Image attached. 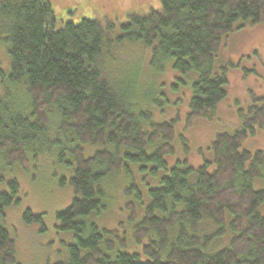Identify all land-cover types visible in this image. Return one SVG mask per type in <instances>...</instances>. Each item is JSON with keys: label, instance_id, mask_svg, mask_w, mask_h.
I'll return each mask as SVG.
<instances>
[{"label": "trees", "instance_id": "obj_1", "mask_svg": "<svg viewBox=\"0 0 264 264\" xmlns=\"http://www.w3.org/2000/svg\"><path fill=\"white\" fill-rule=\"evenodd\" d=\"M160 4L146 15L129 14L114 38L92 19L57 26L49 0H0V52L7 58V66L0 62V264H20L6 228V209L19 203L20 188L15 177L4 179L5 172L17 166L28 176L53 152L52 174L54 163L73 167V198L56 213L72 241L64 260L42 264H264V182L253 186L264 181V150L240 149L247 136L264 128V92L238 109L234 131L214 136L209 161L193 168L176 160L167 168L163 156L173 157V144L186 141L177 117L153 121L149 106L122 93L102 62L121 39L151 47L154 64L170 61L179 72L195 74L186 123L210 117L227 83V69L213 72L212 58L226 33L264 24V0ZM157 84L148 101L159 105ZM129 163L153 175L158 168L167 171L148 189L150 204L132 226L137 242L148 239L141 247L144 260L117 250L116 241L125 247L123 237L90 218L105 208L101 182L120 171L129 174ZM129 218L135 219L134 212ZM23 219L40 217L25 210ZM204 220L212 230L203 229ZM225 234L228 244L210 250Z\"/></svg>", "mask_w": 264, "mask_h": 264}, {"label": "rangeland", "instance_id": "obj_2", "mask_svg": "<svg viewBox=\"0 0 264 264\" xmlns=\"http://www.w3.org/2000/svg\"><path fill=\"white\" fill-rule=\"evenodd\" d=\"M56 18V25L66 22L78 23L81 19H92L99 25L108 27L109 35L121 34V25L129 14L146 15L151 9L159 10L160 0H49ZM124 41V42H121ZM108 54H104L105 70L114 72L109 76L117 88L124 94L132 95L133 101L140 106H149L153 121L169 120L177 117L176 127L182 131L185 143L173 144L174 154L163 156L167 168L176 160L186 161L187 166L198 167L204 160H210L209 144L217 133L232 132L239 125L238 109H246L253 97L264 92V24H244L222 37V43L212 58L211 68L219 73L226 68V95L215 106L210 117L199 116L186 123L188 103L192 95V81L195 74L181 73L172 67L170 61L156 65L152 60L151 47H142L135 41L120 40ZM0 62L7 66L5 54L0 52ZM137 62V63H136ZM109 69V70H108ZM106 76H108L106 74ZM157 82L161 83V103L148 101V95H154ZM160 86L159 84H157ZM184 145V146H183ZM85 146L84 149H90ZM241 150L254 152L264 150V128L254 135L247 136L241 144ZM96 149L90 150L92 153ZM88 154V152H87ZM83 153L84 156L87 155ZM170 156V157H169ZM43 156L41 163L30 175L10 167L4 179L15 177L19 185L20 201L6 209V228L14 235L16 259L20 264H42L64 260L66 246L71 243V236L62 230L56 213L71 203L73 192L69 184L73 167L65 168L62 163L51 164ZM48 159V160H47ZM65 161L74 165L70 155ZM1 165V164H0ZM129 174L120 171L106 177L101 186L105 193V208L97 215L90 216L99 228L116 230L118 238L123 237L125 247L116 241V249L128 253L142 254V244L148 242L142 238L137 242L132 234V226L139 221L151 198L148 189L157 185L158 179L167 171L156 169L155 175L138 170L137 163H129ZM151 165H147L148 169ZM209 168L208 170H210ZM144 177V178H143ZM143 178V179H142ZM263 180H255V188L262 187ZM5 188V185L2 184ZM29 210L40 219L25 222L23 214ZM262 212V209L259 210ZM135 219L130 220L131 213ZM205 231L213 226L209 221L202 223ZM230 236L225 234L217 239L212 249H219L228 244Z\"/></svg>", "mask_w": 264, "mask_h": 264}]
</instances>
